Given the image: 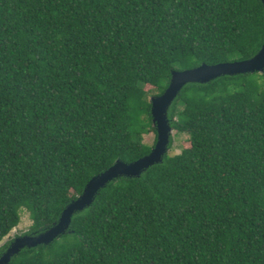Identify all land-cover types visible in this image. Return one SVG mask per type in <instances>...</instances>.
<instances>
[{"label": "trees", "instance_id": "1", "mask_svg": "<svg viewBox=\"0 0 264 264\" xmlns=\"http://www.w3.org/2000/svg\"><path fill=\"white\" fill-rule=\"evenodd\" d=\"M263 42L261 0H0V242L22 209L43 232L94 175L150 153L173 70ZM168 117L188 146L9 264H264V72L187 83Z\"/></svg>", "mask_w": 264, "mask_h": 264}, {"label": "water", "instance_id": "2", "mask_svg": "<svg viewBox=\"0 0 264 264\" xmlns=\"http://www.w3.org/2000/svg\"><path fill=\"white\" fill-rule=\"evenodd\" d=\"M261 1L264 7V0ZM255 71L264 72V42L260 50L249 59L216 64L204 62L194 68L173 70L169 85L165 91L150 98L153 123L157 131V141L151 152L129 163L117 159L105 171L94 175L86 183L83 192L64 208L58 221L50 228L40 233L17 236L11 241L10 245L0 255V264H9L12 256L19 253L24 247L48 244L62 233H65L70 226L73 214L89 206L94 201L98 191L110 181L119 176H138L151 165L162 161L164 155L169 151L173 131L168 117V110L187 83H206L223 75Z\"/></svg>", "mask_w": 264, "mask_h": 264}, {"label": "rangeland", "instance_id": "3", "mask_svg": "<svg viewBox=\"0 0 264 264\" xmlns=\"http://www.w3.org/2000/svg\"><path fill=\"white\" fill-rule=\"evenodd\" d=\"M149 88V86L147 87ZM153 95H150V98ZM171 136L173 137V147L170 149L168 153L169 154H176L181 152V149L185 146L189 145V139L188 136L184 133H177L176 130L173 129ZM155 133L150 132L145 135V142L149 144H153L155 142ZM21 221L20 223L14 227L8 235H6L3 240L0 242V246L4 245L5 243L9 241H13L17 236H21L24 234H27V232L30 230L31 225H32V220L29 216V213L27 212L26 209L21 210Z\"/></svg>", "mask_w": 264, "mask_h": 264}]
</instances>
